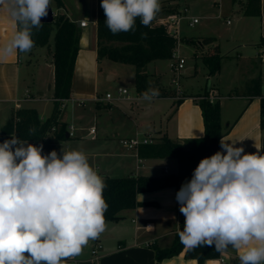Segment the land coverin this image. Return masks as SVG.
I'll list each match as a JSON object with an SVG mask.
<instances>
[{"label": "clouds", "instance_id": "9594fccd", "mask_svg": "<svg viewBox=\"0 0 264 264\" xmlns=\"http://www.w3.org/2000/svg\"><path fill=\"white\" fill-rule=\"evenodd\" d=\"M18 30L0 55L27 53L33 29L52 0H0ZM105 24L113 34L135 31L136 20L150 27L160 0H101ZM147 36L146 33L141 34ZM149 87L144 100L157 96ZM34 129H29L30 134ZM223 138V151L200 160L176 194L185 217L180 242L190 249L215 245L243 249L240 264L264 262V155L245 153ZM104 178L80 150H52L15 135L0 143V264H61L77 256L105 230L108 204ZM255 242V243H254ZM27 253V255H25Z\"/></svg>", "mask_w": 264, "mask_h": 264}, {"label": "crops", "instance_id": "0c3cea01", "mask_svg": "<svg viewBox=\"0 0 264 264\" xmlns=\"http://www.w3.org/2000/svg\"><path fill=\"white\" fill-rule=\"evenodd\" d=\"M231 1L233 5H236L241 15L247 16L243 13L241 7L244 0ZM61 2L62 7L58 9L57 0H52L55 14L58 11L64 12L80 29V45L73 73L71 97L62 101L61 105L63 108L61 121L66 124L65 118L69 102L85 106L86 101H91L95 102L97 106H101L105 103V101L97 100L103 98L99 94L102 85L101 80L110 82L114 80V76L109 72L102 74L101 59L98 58L97 20L100 16H105L104 10L100 6L101 0H61ZM168 5L171 11L176 10L174 5ZM159 17L161 18V16ZM249 17L255 18L253 23L255 36L250 41L256 43L257 53H264V46H260L261 37L264 36V0H261L260 15ZM81 21H86L87 25L81 27ZM17 30V23L9 14L7 8L0 6V49H3L12 40ZM205 37L213 36L184 37L182 43L194 46V56L203 60V54L208 48L198 46L197 42ZM213 38L217 42V39ZM247 41L234 40L233 49L237 51V58L243 55L237 49L246 45ZM40 53L41 51L34 48L27 53L14 51L6 57L0 55V134L1 128L6 122L14 117L19 119L16 114L21 108H35L41 120H45L53 112L56 99L53 97L55 84L52 54L49 59L46 58V64L51 70L52 76L43 82L44 88L24 87L23 83V71L36 63L38 59L36 56ZM219 54L221 55L220 46ZM221 56V68L215 75L221 72L224 58H232L230 54ZM257 75V78L251 76L248 78L249 81L243 82L245 92H231L234 91L233 89L238 88L236 85L242 84L240 80H237L234 81L236 87L226 94L221 92L220 88L209 87V85L203 93L213 92L219 96L218 102L221 105L222 124L224 128L230 127L223 139L229 143L236 142L235 146L243 147L245 153L264 155V123H262V98L264 97L262 81L264 80V71L260 70ZM47 85L48 90L52 93L50 97L44 96L45 88L47 92ZM203 93L192 95L184 93L185 98H190L193 101L190 99L185 101L184 98L179 103H176V98L172 97L153 98L141 101L142 103L137 100L129 101L128 99L127 101H122L123 99L116 101L115 104L107 102L109 106L116 105V108H118V111L111 108L109 112L105 113L108 120L105 119L106 122L104 121L102 124L100 122L99 125V140L105 144L104 148L108 150L91 153L93 158L109 157L113 160L110 165L101 164V176L149 175L164 177L169 174H179L180 179L175 187L139 193L137 199L141 204L121 211L119 219L116 221H105V230L94 241L91 242L90 240V244L87 243L89 244L88 254L74 260L75 264H92L90 251L96 241H102L104 245L100 264H155L156 247L166 248L171 245L174 235L180 229L181 219L184 217L179 211L180 205L177 202L176 194L182 184L191 179L189 168L171 157H141L139 151L125 148L120 141L122 138L146 134L154 135L155 142L164 135L181 142L202 137L204 135L202 109L198 100H195L193 96H199ZM27 97L29 98L27 99ZM47 101L51 102V105H45L47 107L43 106V110H41L40 103ZM160 102H165V106L162 107ZM176 104L177 109L175 110L174 106L176 107ZM102 112L98 111L100 120L104 118ZM70 128L72 132H67L65 137H71L73 134V127ZM75 129V131H81L87 129V127L78 126ZM89 129L83 136L89 139L95 138L97 131L91 133L94 128ZM75 135L77 134L75 133ZM115 139L118 141L116 142ZM3 141L0 138V143ZM28 142L35 145L41 143ZM117 144H121V150ZM116 148L119 150H116ZM147 241H154L155 243L147 247L145 246ZM242 251L243 249H235L229 246L228 249L220 251L219 257L208 259L204 264H240L239 255ZM220 257L225 259V263L220 261ZM161 264H198V262L196 259L186 258L183 254H180L165 258Z\"/></svg>", "mask_w": 264, "mask_h": 264}, {"label": "trees", "instance_id": "16d2710c", "mask_svg": "<svg viewBox=\"0 0 264 264\" xmlns=\"http://www.w3.org/2000/svg\"><path fill=\"white\" fill-rule=\"evenodd\" d=\"M241 5L245 15H260L261 0H244ZM61 7V0H57V8ZM167 10H171L170 6L162 4L150 27L142 26L137 18L134 32H121L116 35H113L107 28L105 16H100L97 20L98 58L134 65L136 68L135 86L140 97L149 87L158 90L159 94L155 98L176 97V89L164 86L160 76L146 72L148 63L171 58L179 42H184V38L179 41L174 37L159 17ZM142 33L147 34L146 38L142 37ZM52 35L55 84L53 97L56 99L53 112L48 118L41 120L35 108H21L16 114L19 119L14 117L2 126L3 137L1 138L3 140L10 139L11 135H15L20 140L32 142L65 137L66 125L61 121L63 114L61 105L62 101L71 97L73 73L80 45V29L64 12L58 11L52 23H43V27L39 30L33 29L32 38L35 46L32 49L49 48ZM197 45L208 48L203 54V61L210 74L219 72L222 56L219 54V46L215 39L205 37L199 39ZM260 46H264V36L261 37ZM207 94L208 92L204 93V95ZM180 100L176 99L175 102L179 103ZM198 102L204 121L202 137L181 142L164 135L154 143L141 145L138 149L139 155L144 158H175L189 168V175L192 176L201 159L222 151L220 141L230 127L224 128L222 124L221 105L218 101L211 103L209 100H200ZM262 123H264V97L262 98ZM29 129H34V131L30 134ZM102 177L106 182L103 196L108 204L105 221H116L121 211L141 204L137 199L139 193L175 187L180 179L179 174H169L164 177L149 175L125 177L103 175ZM184 220L185 217L181 219L180 229L174 235L169 247H156L155 264H161L165 258L180 254L186 258L196 259L198 264H204L208 259L220 256V251H216L214 244L212 246L201 245L194 249L183 245L178 233L183 230ZM61 264H63L62 261Z\"/></svg>", "mask_w": 264, "mask_h": 264}, {"label": "rangeland", "instance_id": "374dc122", "mask_svg": "<svg viewBox=\"0 0 264 264\" xmlns=\"http://www.w3.org/2000/svg\"><path fill=\"white\" fill-rule=\"evenodd\" d=\"M160 4H172L176 8L173 12L167 10L160 16L161 18H170L172 16L180 17V37H198L202 36H213L217 39V44L220 46L221 55L230 54L232 58L225 59L223 61V67L219 74H209L208 68L203 63L202 58L194 56V46L180 43L179 44V55L184 57L185 63L183 68L179 71L172 67V64L177 62L176 57L167 59L154 60L147 64L146 72H154L161 78V82L164 86L177 88L174 84V79L177 77L179 80V89L188 95L203 93L207 86L220 88L223 93L231 92H245L243 82L249 81L248 78L251 76L257 78V73L260 70L264 71V62L259 60L258 47L256 43H251V38L255 36L254 30V17L241 15L236 5L232 4L231 0H160ZM192 17L200 18V22L195 26H189L188 19ZM229 21V23H227ZM248 40L246 45L238 48L241 52L242 57L237 58V51L233 49L234 40ZM53 35L50 38L49 48H36L41 51L40 55L36 56L37 61L34 65L29 66L28 69L23 71V83L24 87L36 86L39 89L44 88V81L51 78V70L47 66L46 58H50L53 50ZM49 50V51H48ZM44 51V52H43ZM100 67L102 74L109 72L114 76V80L106 82L101 80L102 85L100 86V93L103 97L106 92L113 94L114 97H118V91L120 89H127L132 100L146 101L138 97L135 86V72L136 68L132 64H125L122 62L108 60L106 58L101 59ZM256 74V75H255ZM240 80L242 84L235 86L234 81ZM103 81V82H102ZM264 89V80L262 81ZM247 88V87H246ZM204 94V93H203ZM52 93L46 88L44 90V96L50 97ZM185 95V94H184ZM43 96V97H44ZM190 98H185L189 100ZM193 101L192 99H190ZM122 101H127L123 99ZM130 101V100H129ZM116 102H114L115 104ZM195 103V102H194ZM113 104V103H111ZM41 110L43 106L51 105V102L40 103ZM160 105L165 106V102H160ZM111 108L118 111L116 105L109 106L107 102L101 106H97L95 102L86 101L85 106L79 103L69 102L66 121V132L71 133L73 127V134L71 137H64L56 140H44L37 144L43 145V154H48L52 150H56L58 154L63 151L80 150L83 151L87 157L90 165L98 170L99 175H102L101 164L110 165L113 161L109 157H98L93 158L91 153L93 152H105V144L99 140L100 136V122L101 124L108 120V116L105 114L111 110ZM161 108V107H160ZM175 109V106H174ZM103 111L104 118H98V111ZM87 127V129L81 131H75L76 127ZM89 128H94L97 131L95 138H85L83 135L86 134ZM75 133L77 135H75ZM123 139V138H122ZM117 142L118 140L115 139ZM121 144H117L120 150L122 149ZM118 148V147H117ZM116 150H119L117 149ZM111 148L109 149V151ZM112 176H123V175H112ZM94 240H91V242ZM102 242V241H101ZM90 244V240L88 242ZM83 246L81 253L78 256L67 257L62 259L63 264H75L74 260H78L88 254V245ZM90 251V249H89ZM27 255V253H25Z\"/></svg>", "mask_w": 264, "mask_h": 264}, {"label": "built area", "instance_id": "2783aa9c", "mask_svg": "<svg viewBox=\"0 0 264 264\" xmlns=\"http://www.w3.org/2000/svg\"><path fill=\"white\" fill-rule=\"evenodd\" d=\"M181 18L178 17V16H172L170 18H163L162 19V22L167 26V29L168 31L174 35V37H176L179 41L181 39L180 37V33H181V29H180V23H181ZM200 22V18L198 17H192V18H189L188 19V24L189 26H195L196 24H198ZM229 23V21L227 22ZM87 25V22L86 21H81L80 22V26L81 27H85ZM181 42H179L180 44ZM178 48H179V45H178ZM178 48L174 51L172 57H176L177 58V62L173 63L172 64V67L179 71L181 68H183L184 66V63H185V59L184 57H182L181 55H179V51H178ZM259 57H260V60L262 62H264V53L262 52H259L258 53ZM174 84L177 85V88H176V99H184L185 98V95L184 93L179 89V80L178 78L176 77L174 80ZM138 97H140L138 95ZM29 97H27L28 99ZM155 98V97H153ZM193 98L195 100H209L211 103H214V102H217L218 99H219V96L213 92H208L207 95H199V96H193ZM122 99H128V100H132L133 98L130 97L127 89H120L118 91V97H114L113 94L107 92L105 94V96L103 98H98L97 100H100V101H106L108 103H114L116 101H119V100H122ZM95 130L92 129L91 130V133H94ZM1 134H0V138H1ZM156 140L155 136L152 135V134H146V135H137V136H134V137H131V138H123L121 139V144L129 149V150H135L138 152V149L141 145H145V144H150V143H154ZM155 242L153 241H147L145 242V246L147 247H150L151 245H153ZM104 249V245L101 241H96V243L94 244V246L91 248V256H92V264H100V259H101V254H102V251ZM220 261L222 263H225V259L220 257Z\"/></svg>", "mask_w": 264, "mask_h": 264}, {"label": "water", "instance_id": "95a60500", "mask_svg": "<svg viewBox=\"0 0 264 264\" xmlns=\"http://www.w3.org/2000/svg\"><path fill=\"white\" fill-rule=\"evenodd\" d=\"M55 11L52 8L48 9V15L42 18V23H52L54 21Z\"/></svg>", "mask_w": 264, "mask_h": 264}]
</instances>
